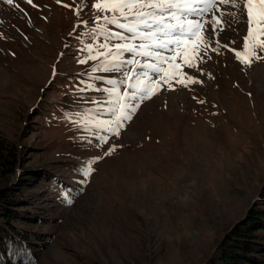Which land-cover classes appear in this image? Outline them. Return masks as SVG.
I'll return each mask as SVG.
<instances>
[{
    "label": "rangeland",
    "instance_id": "rangeland-1",
    "mask_svg": "<svg viewBox=\"0 0 264 264\" xmlns=\"http://www.w3.org/2000/svg\"><path fill=\"white\" fill-rule=\"evenodd\" d=\"M96 2L14 0L17 8L0 0V143L18 153L0 163V186H15L30 216L13 221L47 236L36 264H208L227 232L264 206V49L251 63L231 50H244L246 13L198 68L183 66L197 63L184 41L175 63L200 82L164 85L119 136L90 131L82 118L112 119L114 103L101 110L93 101L109 100L107 80L123 78L93 72L96 60L79 62L88 45L104 42L91 32L105 24L95 17L108 15ZM97 157L85 177L83 166Z\"/></svg>",
    "mask_w": 264,
    "mask_h": 264
},
{
    "label": "snow or ice",
    "instance_id": "snow-or-ice-1",
    "mask_svg": "<svg viewBox=\"0 0 264 264\" xmlns=\"http://www.w3.org/2000/svg\"><path fill=\"white\" fill-rule=\"evenodd\" d=\"M27 2L32 4V0ZM57 2L59 3L60 0ZM6 3L19 8L18 4H14V0H6ZM221 4H229L235 10L223 11L218 7ZM84 5L85 0H80L78 8ZM93 7L98 12L102 10L108 13L104 16L97 15L95 19L103 20L105 24H97L96 28L91 29L94 35L103 36L104 42L98 46L88 45L86 50L89 56L79 62L96 60L98 63L93 66V72H122L123 78L107 80V84L111 87L103 91L107 92L109 100L93 101L101 110H104L105 105L114 103L115 106L108 109L112 112V119L93 120L87 115L82 118L83 127L90 131L96 129L101 133L111 132L119 136L124 121H130L140 104L150 99L164 85L174 89L175 84L187 87L189 83L200 82L188 73H184L183 67L175 63L181 56L179 48L184 41L193 43L197 63L185 62L183 66L198 68L199 63L204 61L208 48L212 47L213 40L219 44V37L225 29L231 27L241 15L246 13L248 35L244 37V50H231L235 52L241 63H251L250 56L261 58L256 53L257 47L264 49V39H260L264 36V0H97ZM76 15H79L78 10ZM82 23L87 24L86 21ZM106 25H116L123 31H112ZM209 32L211 35H208ZM250 39L253 43L249 51ZM113 40L121 42L110 43ZM222 46L228 47L227 44ZM212 50L217 49L213 47ZM245 52L248 53L247 56ZM129 65L130 70H125ZM165 65L170 68L174 66L173 71H165ZM53 75H55V66ZM133 79L135 83H129ZM121 84H127V88L121 90ZM91 88H94V85L89 83L80 91ZM99 138L105 143L108 141L107 135L101 134ZM114 150V147L110 148L105 155H110ZM98 159L102 157L90 160L83 166L82 174L85 177L94 171L91 164ZM67 202L71 203V200Z\"/></svg>",
    "mask_w": 264,
    "mask_h": 264
},
{
    "label": "trees",
    "instance_id": "trees-1",
    "mask_svg": "<svg viewBox=\"0 0 264 264\" xmlns=\"http://www.w3.org/2000/svg\"><path fill=\"white\" fill-rule=\"evenodd\" d=\"M15 156L18 157V153L14 147L0 143V163L13 164ZM42 178L50 176L43 174ZM52 178L59 180L55 175ZM62 197L68 198V195L63 192ZM26 201L27 198L24 199L15 186H0V264H36V249L45 246L48 241L46 235L21 229L13 221L30 219L24 212L27 204L23 203ZM256 209L227 232L208 264H264V206ZM43 219L39 218L40 221Z\"/></svg>",
    "mask_w": 264,
    "mask_h": 264
},
{
    "label": "bare ground",
    "instance_id": "bare-ground-1",
    "mask_svg": "<svg viewBox=\"0 0 264 264\" xmlns=\"http://www.w3.org/2000/svg\"><path fill=\"white\" fill-rule=\"evenodd\" d=\"M220 6H222V4H221ZM218 7H219V6H218ZM208 111H210V110H208Z\"/></svg>",
    "mask_w": 264,
    "mask_h": 264
}]
</instances>
